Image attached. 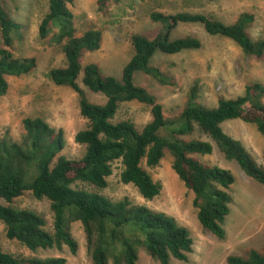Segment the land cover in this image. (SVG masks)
<instances>
[{"label": "trees", "instance_id": "16d2710c", "mask_svg": "<svg viewBox=\"0 0 264 264\" xmlns=\"http://www.w3.org/2000/svg\"><path fill=\"white\" fill-rule=\"evenodd\" d=\"M111 0H96L104 10ZM75 0H48L38 33L61 45L66 64L52 68L48 75L57 85L71 88L79 98L81 114L88 126L75 134L76 142L85 146L84 156L70 158L63 149V128H56L42 117L27 116L23 131L16 139L9 130L0 137V222L6 236L32 251L78 249L70 221H80L86 233L94 264H137L139 249L161 264L171 258L190 261L197 243L190 230L172 215L129 197L114 200L101 192L108 185L114 163L121 160L124 183L134 184L148 200L162 191V184L142 166H157L166 152L173 156V168L192 192V205L199 222L218 238L226 235L225 223L231 213V188L236 183L232 170L205 162L201 156L212 154L215 145L229 160H234L252 179L264 184V166L257 163L244 144L228 134L223 123L240 119L254 124L264 140V82L247 84L245 92L234 98L219 96L217 105L197 101L198 88L192 87L185 107L167 117L156 95L134 82L137 71L174 85V77L164 74L150 63L156 52L174 54L199 49L202 41L192 35L172 38L179 23L202 24L207 33L232 39L257 61L264 60V38L253 40L249 25L251 12L241 13L228 24L204 13L152 12L162 23L155 37L136 33L131 36L133 55L122 69L121 78L102 73L95 62L82 64L85 51L101 47L103 30L92 28L78 34L73 6ZM23 36V22L14 17L0 0V94L7 93L9 76H20L37 66L35 56H18L15 40ZM87 91L102 93L106 100L89 99ZM135 101L150 106V120L140 129L133 118L117 119L124 102ZM206 136V137H203ZM264 153V146H263ZM26 191L36 198H47L54 214L53 229L35 210L20 208L14 202ZM229 264H264V252L251 249L246 256L231 254ZM0 264H68L64 256L29 257L5 250L0 244Z\"/></svg>", "mask_w": 264, "mask_h": 264}, {"label": "rangeland", "instance_id": "374dc122", "mask_svg": "<svg viewBox=\"0 0 264 264\" xmlns=\"http://www.w3.org/2000/svg\"><path fill=\"white\" fill-rule=\"evenodd\" d=\"M23 22V36L16 39L13 51L18 56H35L37 66L29 73L9 76V89L0 94V137L9 130L16 139L23 131L22 120L42 117L56 128H63L66 145L63 152L70 158L84 156L85 146L76 142L75 134L88 126L81 114L79 98L69 87L55 84L49 71L64 66L66 58L61 45L50 38H40L39 23L47 10L48 0H2ZM204 13L231 24L241 13L251 12L254 21L249 25L253 40L264 38V0H111L107 7L98 10L96 0H75L73 12L78 34L88 29L102 28L101 47L85 51L81 62L97 63L103 74L121 78L122 69L134 51L131 36L136 33L155 37L162 23L152 19V12L176 14L179 12ZM172 38L192 35L203 46L178 53L156 52L150 63L160 68L175 84L162 83L143 71H137L134 82L157 96L167 117L177 115L186 105L192 87L198 88L197 101L209 107L217 105L219 96L234 98L244 94L247 84L264 82V60L257 61L230 38L212 35L199 23H179L171 32ZM93 102H105L102 93L87 91ZM133 118L141 129L150 120V106L135 101L124 102L117 119ZM224 130L240 140L258 164L264 166L262 134L252 123L240 119L223 123ZM206 137V136H203ZM201 158L232 170L236 183L231 188L233 202L225 223L226 235L218 238L203 228L192 205L193 194L173 168V156L167 151L161 162L150 167L144 158L142 166L162 184L161 193L152 200L145 199L132 183L121 179L123 163H114L108 185L101 192L118 200L129 197L134 203L164 211L189 228L197 243L195 257L190 261L171 258V264H229L231 254L246 256L251 249L264 252V184L249 177L234 160L227 159L215 145L212 154ZM14 205L28 208L43 215L47 229H53L54 214L47 198L38 199L30 191L20 196ZM69 228L78 242L76 252L64 245L62 249L32 251L17 240L6 236V226L0 222V244L17 255L29 257L64 256L68 264H94L88 247L86 233L80 221H70ZM137 264H161L148 254L145 247L139 249ZM109 264H114L110 258Z\"/></svg>", "mask_w": 264, "mask_h": 264}]
</instances>
